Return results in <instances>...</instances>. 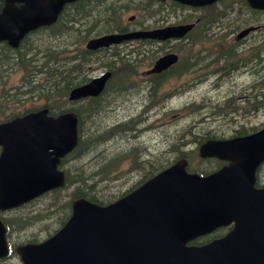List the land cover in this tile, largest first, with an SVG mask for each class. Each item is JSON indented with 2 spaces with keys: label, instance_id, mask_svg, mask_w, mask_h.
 <instances>
[{
  "label": "water",
  "instance_id": "95a60500",
  "mask_svg": "<svg viewBox=\"0 0 264 264\" xmlns=\"http://www.w3.org/2000/svg\"><path fill=\"white\" fill-rule=\"evenodd\" d=\"M26 1L21 17L13 16L3 26L11 28L22 23L23 33L52 20L69 0ZM181 1L199 4L211 0ZM252 1L264 5V0ZM187 28L182 24L149 32L110 34L91 39L88 46L108 45L138 35L180 36ZM6 36L12 37V33H0V37ZM175 60L174 54L163 56L153 71ZM109 75L105 73L73 88L70 98L100 93ZM28 116L31 136L43 141L34 148V156L54 153L57 161L75 145V112L50 117V121L44 109ZM57 140L62 143L59 148ZM201 153L225 156L233 162L210 175L199 176L188 173L187 161L181 159L145 186L111 204L100 205L79 197L73 202L72 216L58 233L42 244L18 247L19 253L27 264H264V188H254V171L264 158V130L229 141H208ZM15 156L24 158L27 154L19 152ZM18 166L12 183L0 184L1 207L10 205V195L25 199L65 182V174L56 170L54 161L48 166L34 163L33 169L28 163ZM198 216L203 220L199 226L194 224ZM231 221L236 227L226 237L206 246L186 244L195 230ZM4 231L0 220V256L7 251Z\"/></svg>",
  "mask_w": 264,
  "mask_h": 264
},
{
  "label": "flooded vegetation",
  "instance_id": "af4514ba",
  "mask_svg": "<svg viewBox=\"0 0 264 264\" xmlns=\"http://www.w3.org/2000/svg\"><path fill=\"white\" fill-rule=\"evenodd\" d=\"M22 5L23 2L20 0L12 2L0 0V14L7 7L19 8ZM186 9V22L193 23V26L184 37L165 40L146 37L131 41L132 43L141 42L138 55L144 60L143 66L146 67L137 71L141 78L138 89L159 91L167 88L169 82L173 87L172 78L179 76L176 85H182L189 92H215L217 99L213 103H218L220 113L232 115L229 118L237 126L228 135H224L226 132H223L224 134L218 136L209 131L204 134L203 139L246 135L264 126L263 120L259 123L256 120H246L249 114L264 108V6L253 5L251 0H212L200 6L188 4ZM159 18L161 20H157L153 25L142 22L139 25H127L118 30L121 32L135 29L147 30L177 23L175 20L169 22L164 21L160 16ZM34 30L28 31L25 36L29 37ZM79 32L80 30L77 31V35ZM8 45L11 46L8 40H0V73L8 70L9 64L4 62L6 58L14 62L16 56L23 55ZM169 51L179 55L178 62L168 70L149 73L148 70L159 56ZM26 57L31 56L27 53ZM32 95L33 91L30 90L27 82L25 86L14 87L10 103L3 104L1 108L6 111H25L32 108L30 105ZM220 99L223 101L220 102ZM148 103L156 104L155 101H148ZM127 115L125 120L129 128V122L135 121L137 116H132V111H128ZM200 119L206 120L207 115H201ZM132 136L137 137L127 133V141H130ZM133 146L127 149L130 151ZM138 153L141 155L142 152L138 151ZM203 160H207L209 169L215 164L223 167L230 163V160L226 158L211 157ZM208 160L213 164H210ZM256 179L258 186H264V160L256 167ZM231 227L232 225L219 226L214 231L200 236L195 243H208L226 234Z\"/></svg>",
  "mask_w": 264,
  "mask_h": 264
},
{
  "label": "rangeland",
  "instance_id": "374dc122",
  "mask_svg": "<svg viewBox=\"0 0 264 264\" xmlns=\"http://www.w3.org/2000/svg\"><path fill=\"white\" fill-rule=\"evenodd\" d=\"M157 1L158 3L161 2L160 0ZM124 2H128L127 5L132 6L122 11V22L125 21V24L137 25L142 21H147V23L153 25L154 21L159 20V14L161 13V9H158L159 5L153 4V8H157L156 10H145L143 6L145 4V0H120L121 5H123ZM135 5H137V7H135ZM169 8L172 11L173 20H182L187 18L186 8L172 5H170ZM69 11L65 18L68 17ZM133 15H135V19L130 21L129 17ZM47 36V32L42 30L37 34H34L32 39L38 38L39 44H41L42 40ZM123 49L124 48L121 50ZM21 53H24V51H21ZM39 55L41 54L39 53ZM118 56L119 55L107 56L106 58ZM98 58L100 57L97 55L95 60L91 61V63L94 64L93 67L95 69H89V76L94 77L102 71L103 67L97 68L98 66L102 65L101 62H97L99 61ZM106 58H104L102 62H107ZM25 60H28V58H25ZM4 62L9 65L7 72H4V78H2V81L4 82L1 83L0 81V90L2 86L7 90L18 84L24 85L25 77H28L31 74V69H29L28 72L23 71L21 70L20 66L10 64V59L5 60ZM74 62L75 61H71L70 64ZM144 67L145 66H140L141 69ZM37 77L43 83H47L49 79V73L44 70L39 71ZM178 79L179 76L173 77L172 80L174 86L171 87L172 83L169 82L167 84V88H162V91L154 96H148L145 92H142L143 90L140 89H131L120 95H116L115 97L110 96V98L106 100V107L93 114L90 120L87 121L86 127L89 128L90 125L91 130L95 125H99V128L96 129L97 133L98 131L103 132L107 130V128H109L112 124L127 118V112L122 111V109H119L118 107L135 103L137 107L131 106L130 110L132 111V116H137L135 117L133 127L137 129L135 134H138V136L131 137L130 141H127L126 137H114L120 133L119 128L109 131L110 133L106 134V136L97 142L99 144L98 147H95L89 154L84 152L79 158H72L70 161H67V167L73 170L71 173L75 174L78 167L84 168V170L88 171L89 173H93L95 170H97L98 164L109 162L111 158L116 157L114 154L115 152L125 150L131 145H134L137 151L142 152L146 150L145 142L147 141V138L149 139V142L152 143L160 141L159 147L162 149L168 147L171 141L177 139L179 142L181 140L185 142L188 141L186 144L188 148L195 146L196 150H198V143L195 144L194 141L198 140V134L202 131L209 130L211 133H214L218 136L224 134L225 132L226 134L224 135L230 134L229 132H231L232 129L237 125L232 119L229 118L230 116L232 117V115L229 116L228 113L223 115V113L219 112V108L217 107L218 103H213L217 99V96L215 95L216 93H192L185 90H177L175 87ZM157 99H160V102H158V104L149 110L146 120H144L142 123H139V121L146 114L144 111H142L145 103L148 101H155ZM34 101V104L37 105L43 104L45 102L44 99L37 100V96L34 97ZM222 101L223 100L220 99V102ZM112 104H114V106H112ZM78 105L84 107L86 105V101H84L83 104L66 103L67 107ZM109 106H112V108ZM203 114L207 115V119L204 121L200 119L201 115ZM248 119L256 120L257 123L262 120L264 121V108L258 109L254 114H249V116L246 117V120ZM150 122L154 123L150 124L148 127H143ZM157 125H159L158 128L156 127ZM140 128H142L141 132L138 131ZM168 132L171 133L169 136L170 138H167L168 136L163 138V136ZM110 137L113 138L107 140ZM181 147L183 146L181 145ZM158 149L159 148H157V150ZM163 152L167 153V151ZM177 153L178 150H173L172 152L164 155H159L158 152L155 154L153 153L152 158H161L163 156L162 159L165 161ZM125 162L126 160L122 165L119 164L116 168L110 170L104 179L102 178L101 173L93 177L92 181L96 182L98 187H102L106 191V193H99L101 194L100 196L105 199L111 198L109 197L110 194H113L118 190H126L132 186L142 175L141 173H143L144 169H141V173L139 174L138 171L140 167H137V165L125 167ZM192 163L193 165H199L196 157L192 159ZM209 163L213 164L210 161ZM143 164L145 163L143 162ZM199 167L203 169L208 168L207 164H202ZM73 187H75V184L59 192L42 196L39 198L40 200L37 199L35 202L26 205L23 208L8 212L10 218L11 216L13 217V240L15 242H20L21 238H23V236L25 237L26 234H30L31 232L35 231L45 233L51 231V227H56L59 224V217L67 210L70 212V208L66 206H61L58 208L59 203H57V200H60V203L67 200L68 192H70ZM59 209L60 212H57ZM54 211L55 213H53ZM49 212L50 215H48ZM23 218L34 224L30 226L29 223L25 221L22 224H18L17 219ZM19 226L23 228V230H19ZM0 264H21V261L18 255H10L1 259Z\"/></svg>",
  "mask_w": 264,
  "mask_h": 264
},
{
  "label": "trees",
  "instance_id": "16d2710c",
  "mask_svg": "<svg viewBox=\"0 0 264 264\" xmlns=\"http://www.w3.org/2000/svg\"><path fill=\"white\" fill-rule=\"evenodd\" d=\"M119 0H83L78 6L76 3H72L70 6V11L68 17L65 19L66 23L63 27H58L57 29H50V37L49 40H45V46L39 42L34 43V53L35 56L33 57V64L37 67L39 65L40 71H46L49 73V79L47 83H43L36 75L34 77V95L38 93V96L46 97L49 99L51 103V108H65V102L68 95V92L72 86L75 84L81 83L88 79L87 75L82 72L80 76L76 74V66L73 64L68 65L66 62H59L58 54L62 47L66 45V39L71 38L74 42V33L73 29H77L80 27L81 30V37L83 39L87 38L91 35V32L96 30H100L106 26H114L116 24L117 18L119 16ZM66 12V11H65ZM68 12V11H67ZM62 20V18H61ZM70 31V33H69ZM69 33V34H68ZM68 34V35H67ZM35 39H33L34 41ZM32 41V42H33ZM40 53L41 55H36ZM87 59L86 55H83V60ZM48 60V65H44ZM97 100V101H96ZM99 100V101H98ZM96 103L93 107L91 106L89 110L87 109V115L91 116V114L96 113L105 105L106 97L103 98H91L90 102ZM53 102V103H52ZM86 117L83 119V128L84 130V138H81L80 145L83 143L84 147L88 142L93 145L89 146L90 148L87 150L89 154L95 147H98L99 144L97 143L101 138L106 136V134L110 133L109 131L105 130L103 132L96 131L99 128V125H95L93 129L90 130L87 128V120ZM118 126H121L118 125ZM95 130V131H94ZM99 155V154H98ZM196 155L191 154L189 157L193 159ZM112 160V158H111ZM110 160V161H111ZM161 161H164L161 159ZM160 161V162H161ZM145 162H149L145 161ZM159 163V162H158ZM157 163V164H158ZM108 162L98 164L97 170L93 173H89L88 171L84 170V168H77L76 173L72 174L71 172L68 173V181H67V188L71 185L75 184V187L68 192L67 200L60 203V200H57L59 203L58 208L61 206L70 207L71 199L74 196L83 195L85 197L90 198L91 200H95L98 202H105L111 198H103L100 196L99 193H106L104 188H100L97 186L96 182H93L92 179L94 176L99 175L100 173L105 172V168ZM159 166H153V169H158ZM141 169H144L142 167ZM193 170L203 171L199 167H191ZM146 177L149 176V173H146ZM115 194H110L109 197L115 196ZM50 206V203H49ZM56 211V210H55ZM55 211L53 213H55ZM60 212V209L57 211ZM68 213V210L64 212L63 215L59 217V223H62ZM50 215V212L49 214ZM60 215V213H59ZM33 234V232H32ZM31 233L29 235H32ZM28 234L25 236H29ZM24 237V236H23Z\"/></svg>",
  "mask_w": 264,
  "mask_h": 264
},
{
  "label": "bare ground",
  "instance_id": "6f19581e",
  "mask_svg": "<svg viewBox=\"0 0 264 264\" xmlns=\"http://www.w3.org/2000/svg\"><path fill=\"white\" fill-rule=\"evenodd\" d=\"M226 69V68H225ZM211 101V100H210Z\"/></svg>",
  "mask_w": 264,
  "mask_h": 264
}]
</instances>
